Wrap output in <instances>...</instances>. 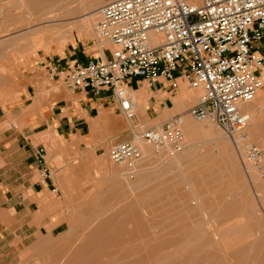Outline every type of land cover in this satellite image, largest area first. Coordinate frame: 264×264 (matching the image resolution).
Listing matches in <instances>:
<instances>
[{
	"label": "rangeland",
	"instance_id": "rangeland-1",
	"mask_svg": "<svg viewBox=\"0 0 264 264\" xmlns=\"http://www.w3.org/2000/svg\"><path fill=\"white\" fill-rule=\"evenodd\" d=\"M36 1L0 0V98H8L22 69L32 72L44 55L62 53L76 37L95 43V11L112 0L94 8L87 3L92 0H73L67 10L64 4L58 6L57 16L51 19L37 13ZM91 10L95 14L85 18ZM39 76L36 86H57L58 81ZM182 88L178 99L188 109L201 91L187 84ZM258 94L248 104L247 112L254 119L247 131L264 148L259 143L264 142V88ZM187 117L193 124L204 122ZM211 123L209 134H199L193 141L184 130V147L172 155L179 159L176 164L169 160L172 156L158 159L141 143L145 159L132 179L108 156V148L117 140L85 157L74 145L41 139L49 164L56 168L59 187L42 209L47 207L57 218L55 224L61 225L53 234L45 231L37 238L0 239V264H57L56 253H71L81 245L85 251L81 264H264V181L250 167L245 171L231 139ZM154 126L156 121L130 122L120 112L102 141L115 135L120 141L129 140L132 130ZM70 222L74 224L71 235ZM20 224L13 225L18 228L16 235L24 232Z\"/></svg>",
	"mask_w": 264,
	"mask_h": 264
},
{
	"label": "built area",
	"instance_id": "built-area-1",
	"mask_svg": "<svg viewBox=\"0 0 264 264\" xmlns=\"http://www.w3.org/2000/svg\"><path fill=\"white\" fill-rule=\"evenodd\" d=\"M94 33L99 46H112L110 57L49 67V79L62 81L70 90L98 94L109 89L128 121L135 116L126 86L130 78L149 86L163 78L173 91L184 81L201 90L185 113L142 132L132 130V139L108 148L110 160L127 178L136 175L145 159L141 143L160 160L182 150L187 115L214 121L231 139L245 171L250 167L264 181V148L251 140V114L241 108L264 88V56L256 51L264 41V0L107 1L98 9ZM34 157L39 166L46 165L44 146L37 147Z\"/></svg>",
	"mask_w": 264,
	"mask_h": 264
},
{
	"label": "crops",
	"instance_id": "crops-1",
	"mask_svg": "<svg viewBox=\"0 0 264 264\" xmlns=\"http://www.w3.org/2000/svg\"><path fill=\"white\" fill-rule=\"evenodd\" d=\"M111 50L110 45L90 44L76 37L62 53L44 55L32 72L26 74L27 69H22L19 81L12 82L8 98H0V239L37 238L45 231L53 234L61 225L55 224L57 218L47 207L42 209L51 193H58L59 187L54 178L56 168L49 164L47 151L45 166L35 161L37 147L44 146L41 139L49 138L60 146L74 145L73 149L85 152V157L91 156L92 150L96 152L113 141H120L118 135L102 141L106 128L120 114L109 89L98 94L91 90H70L62 81L47 76L49 67L86 64L97 57L107 59ZM256 51L264 56V41L256 46ZM39 75L58 81L57 86H36L41 80ZM260 75L264 78V66ZM184 85L181 81L173 91L163 78L153 86L140 78L128 79L126 86L138 105L130 122L156 121L162 125L170 117L186 112L184 101H179ZM15 222H21L22 234H15L18 231L13 228Z\"/></svg>",
	"mask_w": 264,
	"mask_h": 264
},
{
	"label": "bare ground",
	"instance_id": "bare-ground-1",
	"mask_svg": "<svg viewBox=\"0 0 264 264\" xmlns=\"http://www.w3.org/2000/svg\"><path fill=\"white\" fill-rule=\"evenodd\" d=\"M24 1V0H23ZM102 1L103 0H92V1H90V2H87V3H89V7L90 8H94V7H97V6H99L101 3H102ZM113 1V0H112ZM18 2V1H17ZM22 2V1H21ZM72 2H74L73 0H37L36 1V3H35V5H36V9H37V13H42L43 12V14H44V17L45 18H48V19H51V18H54L55 16H57V14H56V12H58V6H60V5H62V4H64V6H63V8H65L66 10L69 8V5L70 4H72ZM76 2V1H75ZM74 2V3H75ZM33 3V2H32ZM97 9V8H96ZM60 12H61V10H59ZM62 12H63V10H62ZM66 12V11H65ZM98 12V10H96L95 11V13H97ZM94 13V11H92L91 10V12H88V13H86L85 14V18H89L91 15H93V14H95ZM42 14V15H43ZM84 18V19H85ZM41 19V18H40ZM86 20V19H85ZM84 20V21H85ZM89 20V19H88ZM85 25H87V23H85L84 25L82 24V26H84V27H86ZM91 25V24H90ZM155 42V40H154V37H151V44H153ZM194 90H198V91H201L200 89H194ZM258 95H260V94H258ZM256 98H257V95L255 96V98L253 99V100H256ZM258 99V98H257ZM252 101V100H251ZM135 103H136V101L134 102V105H135ZM249 103H246V104H243V105H241V108L244 110V111H248V109H249V107H250V105H248ZM255 112V111H254ZM253 112V113H254ZM185 117L186 118H184V123H183V130H185V132H187L186 134H188L187 135V137L188 138H190V140H195V137L197 136V135H199V134H209V132L211 131V129L213 128V124L211 123V121H209V120H205L203 123H201V124H193L191 121H190V118L189 117H187V115H185ZM251 123H252V120L254 119L253 118V116H251ZM259 118V117H258ZM249 127V126H248ZM212 134H213V131H212ZM208 136V135H207ZM209 137V136H208ZM259 143H261V144H264V142H259ZM191 151V150H190ZM187 153H189V152H187ZM173 157V156H172ZM182 157V156H181ZM169 160H171V163L172 164H176L178 161H179V159L175 156V157H173L172 159L171 158H169ZM171 164V165H172ZM114 177V176H113ZM112 177V178H113ZM117 179V178H116ZM111 180V179H110ZM117 181H120V180H117ZM113 182H114V180H113ZM122 194V193H121ZM199 204H201V203H199ZM200 206V205H199ZM223 215V214H222ZM206 219V218H205ZM105 224V223H104ZM106 224H108V223H106ZM73 223L72 222H70L69 224H68V233L71 235V233H73L74 231H73ZM109 225V224H108ZM231 227V226H230ZM234 227V226H233ZM75 228V227H74ZM234 229V228H233ZM231 230V229H230ZM84 235V234H83ZM81 238V237H80ZM87 238H89L88 236H87ZM82 239H84V237H82ZM90 239V238H89ZM95 239V238H94ZM93 240V239H92ZM86 241V240H85ZM88 241H90V240H88ZM91 242V241H90ZM246 242V241H245ZM86 243V242H85ZM88 243V242H87ZM104 243V242H103ZM247 243V242H246ZM83 244V243H82ZM241 244V243H240ZM250 244H252V243H250ZM99 245V244H98ZM101 245V244H100ZM245 245V244H244ZM82 246V245H81ZM81 246H76L75 248H74V250H73V252H71V253H68L67 251H65L64 250V252L63 251H61V252H58V253H56V260H57V264H81V263H79V261H80V258H81V255L82 254H84V250L82 249V247ZM223 244H222V248H223ZM250 246V245H249ZM85 247V246H84ZM83 247V248H84ZM218 247V246H217ZM227 247V246H226ZM226 247H224V248H226ZM87 248V247H86ZM91 248V247H90ZM88 249L89 248H87V251H88ZM226 251V250H225ZM235 251H237V250H235ZM89 252V254H90V250L88 251ZM87 252V253H88ZM228 251H226V253H227ZM95 253H97V252H95ZM222 253V252H221ZM230 253H232V252H230ZM224 254V253H223ZM236 254V253H235ZM262 254V253H261ZM87 255V254H86ZM233 255V254H232ZM238 255H239V253H238ZM89 256V255H88ZM92 256H94V255H92ZM225 256V255H224ZM229 256H231V255H229ZM222 257H223V255H222ZM221 257V258H222ZM235 257V256H234ZM233 257V258H234ZM237 257V256H236ZM261 257H262V255H261ZM225 258V257H224ZM232 258V257H231ZM91 259H93V258H91ZM96 259H97V257H96ZM220 260V259H219ZM224 260V259H223ZM223 260H222V262H223ZM242 260V259H241ZM262 260V259H261ZM228 261V260H227ZM226 261V262H227ZM88 262V261H87ZM86 262V263H87ZM239 262V261H238ZM83 264H86L84 261L82 262ZM132 263V262H131ZM224 263H225V260H224ZM232 263V262H231ZM230 263V264H231ZM96 264H98V263H96ZM226 264V263H225ZM228 264V263H227Z\"/></svg>",
	"mask_w": 264,
	"mask_h": 264
}]
</instances>
